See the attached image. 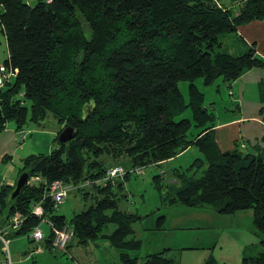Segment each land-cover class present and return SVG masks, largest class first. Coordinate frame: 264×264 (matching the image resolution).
Returning <instances> with one entry per match:
<instances>
[{
    "label": "trees",
    "instance_id": "1",
    "mask_svg": "<svg viewBox=\"0 0 264 264\" xmlns=\"http://www.w3.org/2000/svg\"><path fill=\"white\" fill-rule=\"evenodd\" d=\"M226 1L0 0V32L8 56L3 64L16 70L0 89V133L8 123L21 133L49 114L75 132L73 140L58 143L54 151L22 160L17 179L27 173L28 181L39 177V182L23 187L14 199L15 185L0 187V230L11 216L24 217L21 228L6 233V239L26 237L36 249L45 242L46 250L57 253L48 226L49 235L41 230L38 243L29 238L48 220L56 229L71 230L61 256L74 242L86 246L104 240L118 253L120 264H176L166 251L139 255L142 242L134 236V225L148 216L121 210L118 204L135 169L159 167L194 147L203 159L174 173L178 186L166 185L162 205L209 206L219 215L251 212L262 251L244 255L241 264H264V153L239 146L221 152L211 131V105L195 84L201 80L211 86L221 80L231 86L247 70H264L253 45L237 54L224 48L220 38L263 20L264 0ZM180 82L187 83V100L178 89ZM258 89L264 102V84ZM187 110L189 119L175 120ZM204 165L196 177L193 168ZM115 166L123 167V179L103 183ZM160 178L154 176L153 182L161 193ZM56 181L95 202L69 220L55 214L48 194ZM37 204L41 217L32 214ZM164 219L157 217L155 229L162 228ZM110 225L112 231L104 234ZM204 264L216 262L210 255Z\"/></svg>",
    "mask_w": 264,
    "mask_h": 264
},
{
    "label": "rangeland",
    "instance_id": "2",
    "mask_svg": "<svg viewBox=\"0 0 264 264\" xmlns=\"http://www.w3.org/2000/svg\"><path fill=\"white\" fill-rule=\"evenodd\" d=\"M223 2H227L223 0ZM89 34L87 33L86 36ZM221 38V42L224 48H231L236 42L235 34L226 33ZM7 58L6 43L3 35L0 32V65H3V61ZM196 86L205 95V104H212L213 101H219V93L224 100H227V86L223 84L221 80H217L211 86H204L201 80L196 81ZM178 89L185 100H187V83L180 82ZM182 118H190V112L187 110L182 116H178L175 120ZM13 124V123H10ZM29 127L35 129L40 134L34 136V140L37 142H31L30 138H27L22 143L23 151L18 153L17 157H14L13 165L16 171L21 167V161L19 158H25L29 155L36 154H48L54 151L58 147L56 141L57 133L60 129H63V125L60 126L56 123L54 118L49 114L40 127L36 129V124H30ZM27 127H25L26 129ZM195 159H203L202 154L196 148L190 149V151L183 157L175 161L173 164H165L161 168L154 166L147 167L143 170L141 176H132L127 182H125L123 195L125 196L122 201H119V208L129 213H137L139 215L151 214L150 217L145 218L141 223L134 225L136 237L142 241L140 256H143V252L152 248H171L174 249L169 258H173L176 264H179L178 252L182 249H197L201 252H209L211 258H213L216 264H241L243 256H254L262 251V247L259 244V238L255 236V232L252 225L251 212H240L235 215H219L213 211L209 206L202 208L187 207L182 205H162L161 196L168 191L166 185H176V180L173 178V167L177 168V164L183 168L188 167ZM121 165L124 168L129 167L126 160H122ZM119 167L123 170V167ZM112 167V168H115ZM205 169V165L194 169L196 171V177L201 175V172ZM136 171L141 169H135ZM184 170V169H183ZM124 171V170H123ZM134 171V172H136ZM192 171V172H193ZM131 173L130 175H132ZM160 175V184L164 186V189L160 193L155 187L157 183L153 182V177ZM123 179L115 178L113 181ZM113 183V182H112ZM68 194L64 202L55 211V214L64 216L69 220L74 214H78L85 210L88 206L93 205L95 199L89 197L87 200L82 198V191H77L74 187H67ZM158 216H164L165 222L162 226L163 229H155V222ZM147 219V220H146ZM151 221L153 226L151 229ZM46 224L41 225V230L46 232ZM47 235L49 228L47 227ZM113 227L110 225L103 230L104 234H108L112 231ZM23 241V247L30 249V244L26 237H19V241ZM10 242V240H9ZM75 243V242H74ZM72 244L70 249H76V244ZM30 245V246H29ZM41 245V244H39ZM10 246H8L9 248ZM39 248V247H38ZM37 248V249H38ZM78 249H85L84 247ZM86 249H112L104 240H97L95 243H90L89 248ZM207 249V250H206ZM208 249H212L211 251ZM1 250V249H0ZM144 250V251H143ZM10 251V249H9ZM30 251V250H29ZM198 251V252H199ZM2 252V251H1ZM58 253V252H57ZM30 254V252H29ZM118 255V253L116 252ZM33 259L21 261L17 264H33V261L38 264H54L51 257V261L48 259H42L36 257L31 253ZM177 257V258H176ZM4 259V258H3ZM61 259V258H58ZM24 260V259H22ZM2 257H0V264L3 263ZM61 264H65L60 260ZM93 264V262H92Z\"/></svg>",
    "mask_w": 264,
    "mask_h": 264
},
{
    "label": "crops",
    "instance_id": "3",
    "mask_svg": "<svg viewBox=\"0 0 264 264\" xmlns=\"http://www.w3.org/2000/svg\"><path fill=\"white\" fill-rule=\"evenodd\" d=\"M236 37L240 39H237L230 48V51L241 54L247 50L248 45H253L255 55L264 61V19L238 27L235 39ZM260 84H264V70L253 68L243 72L231 86L226 87L227 100L222 98V95H220L221 92H218L219 89L216 90L217 93H219V101L216 100L213 101L212 104H209L211 105V110L215 117L211 131L214 142L221 152L231 151L235 146H239L241 150L254 153L255 155L264 153V102L260 100V92L258 89ZM206 105H208V103H206ZM36 126V129L40 127V125ZM26 127L25 130L18 133L15 131L14 124L8 123L5 130L0 133V187H12L16 184L17 171L13 165V161L15 160L14 157H17L18 153L23 151L24 145H22V143H24L27 138H30V143L37 142V139L34 140L33 138L36 134L41 133L29 127V124ZM19 135L24 137V142L22 141L21 143L18 141ZM192 148L193 147H190L176 158L162 163L161 166L154 167L161 168L165 164H173L176 160L183 158ZM19 159L22 167V160L24 158L18 157V160ZM176 167L177 168L173 167L172 169L174 171L172 176H174V173H180L183 169L187 168H183L179 166V164H177ZM144 169L145 168L138 171L135 170L136 172H133L130 177L134 175L136 177L141 176ZM176 186H178V184H176ZM137 213L134 214L141 217L151 216V214L139 215ZM149 227L148 229L154 227L152 221ZM45 229L46 232H44V235L47 237L49 235V233L47 235V226ZM134 236L136 237V233H134ZM136 239L141 240L138 237H136ZM26 240L28 241V239ZM9 246L11 264L33 259L31 253L35 254L36 257H41L42 259H48L50 261L52 257L54 260L52 263L54 264H61L60 260H65L63 261L65 264H92V262L93 264H120L118 255L114 249H86L87 247L89 248L90 244L81 246L85 249H78L80 246H77L76 249H68V254L64 256L46 250L44 248L45 242L40 245L42 248L33 249L34 247L29 245L30 249H26L23 247V241H19V237L12 238L9 242ZM208 250L211 251L212 249ZM162 251H166V256H171L174 249L169 247H156L148 249L146 252L144 251L142 257ZM198 251L197 249L180 250L178 252L179 264H204L209 257V252ZM0 257H2V261H4V255L1 250ZM33 264L38 263L33 261Z\"/></svg>",
    "mask_w": 264,
    "mask_h": 264
},
{
    "label": "built area",
    "instance_id": "4",
    "mask_svg": "<svg viewBox=\"0 0 264 264\" xmlns=\"http://www.w3.org/2000/svg\"><path fill=\"white\" fill-rule=\"evenodd\" d=\"M47 3L50 0H46ZM16 75V70L11 69L7 65H0V89L3 88L6 84L10 83L13 77ZM20 140L24 139V137H19ZM125 175V172L121 168H110L108 169L105 178L103 179V183L107 181L113 182L115 178H121ZM40 181L39 177L31 178L28 181L29 183H37ZM68 186H65L62 182L56 181L52 183L49 187L48 196L51 198L53 202V209L56 211L58 207L64 202L65 198L68 194ZM32 214L36 217H41L43 214V209L41 204H37L32 207ZM24 221V217L20 215L11 216L6 224V226L0 230V246L2 254L4 255V261L2 264H11L10 263V254H9V240L4 237L6 233H14L18 231L22 223ZM43 224H46L50 230L54 234V240L52 242V248L54 251L64 252L66 248V244L69 242L71 238V230L64 227L62 229H56L53 227L52 223L48 220H42ZM29 238L34 242L38 243L42 240L43 234L39 227H36L29 233Z\"/></svg>",
    "mask_w": 264,
    "mask_h": 264
},
{
    "label": "water",
    "instance_id": "5",
    "mask_svg": "<svg viewBox=\"0 0 264 264\" xmlns=\"http://www.w3.org/2000/svg\"><path fill=\"white\" fill-rule=\"evenodd\" d=\"M34 0H30V2H33ZM75 137V132L72 127L66 126L64 127L61 132L58 135L57 142L59 144H66L69 141L73 140ZM241 154V152L239 153ZM28 174L23 173L19 176V178L16 181L15 189L11 195V199H14L18 194L21 192L22 188L25 187L28 183Z\"/></svg>",
    "mask_w": 264,
    "mask_h": 264
}]
</instances>
